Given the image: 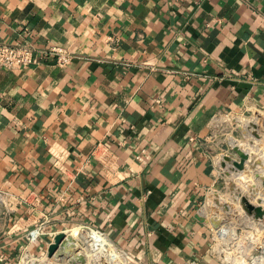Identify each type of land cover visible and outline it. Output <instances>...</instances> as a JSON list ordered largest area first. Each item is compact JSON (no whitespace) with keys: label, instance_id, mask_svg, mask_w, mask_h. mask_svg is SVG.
<instances>
[{"label":"crops","instance_id":"crops-1","mask_svg":"<svg viewBox=\"0 0 264 264\" xmlns=\"http://www.w3.org/2000/svg\"><path fill=\"white\" fill-rule=\"evenodd\" d=\"M0 41L73 54L0 65V264L91 229L139 264H220L210 135L264 111V0H0Z\"/></svg>","mask_w":264,"mask_h":264},{"label":"rangeland","instance_id":"rangeland-1","mask_svg":"<svg viewBox=\"0 0 264 264\" xmlns=\"http://www.w3.org/2000/svg\"><path fill=\"white\" fill-rule=\"evenodd\" d=\"M246 117L249 121H241ZM215 125L217 127L213 125L210 141L213 142L211 152L218 171V178L214 189L210 190L203 200L201 208L203 215H201V218L209 225V229L213 225L212 222L219 225L218 221H223V224L229 228L230 236L227 239L219 240L215 234L216 239H211L210 252L216 256L220 264H264L262 258H255L263 254L261 244L264 242V208L260 207L261 212H263L260 214H255L252 209L248 208L247 201H245V197L247 198V196L238 190L237 187V177L233 173L236 166L232 165L231 169H226L227 165L218 161L219 156L241 161L246 147L252 146L255 148L264 143V111L256 108L253 111L245 113H223L215 120ZM257 171L258 175L263 176L261 169H257ZM260 180L264 186L263 178H260ZM213 193L228 197L229 202L235 206L242 204V210L240 212L239 210L234 211V213L230 214L225 206L228 204H224V206H211L212 201L210 198L214 195ZM244 206H246L247 210L243 209ZM258 214H262L261 218L263 216V219H257ZM257 222H260V224H256ZM78 231H74L72 235L77 236ZM78 237H81L83 240L82 236ZM82 242L84 243V241ZM82 251L86 252L84 248H82ZM86 253L88 255L87 264H95L94 261L90 262V257L95 255V253L93 254V251ZM68 260L67 257H64L60 258V261L52 259L46 261L40 254L27 251L22 253L17 264H70ZM102 263L108 264L105 258H102ZM96 264L98 263L96 262ZM131 264L139 263L132 262Z\"/></svg>","mask_w":264,"mask_h":264},{"label":"built area","instance_id":"built-area-1","mask_svg":"<svg viewBox=\"0 0 264 264\" xmlns=\"http://www.w3.org/2000/svg\"><path fill=\"white\" fill-rule=\"evenodd\" d=\"M49 58H53L55 64L63 68L67 67L72 62L73 54L67 47L62 45H52L46 49H40L31 41H0V65L6 68L11 69L15 67H30L31 65H39ZM214 126H216L215 123ZM253 212H255V214L258 213L256 211ZM257 219L263 218L258 215ZM218 223L219 225L212 222L213 225L210 226L211 239H216V236L219 240L229 238V228L223 224V221H218ZM258 223L260 224V222H257L256 224ZM42 232L43 229L41 226L35 227L30 231L31 239L37 238V236H39ZM84 244L87 246L84 248L86 252L89 250L92 252L93 248L91 245H95L97 250H94V252L103 253L104 257L102 258H105L108 264H131L132 262H136L130 257L126 250L110 245L103 233L97 229L89 230V233H87V236L84 239ZM261 248H263V254L256 256L255 258H262V260H264V242L261 244ZM91 261H94L96 264L94 255L90 257V262ZM185 264H197V262L189 261Z\"/></svg>","mask_w":264,"mask_h":264},{"label":"bare ground","instance_id":"bare-ground-1","mask_svg":"<svg viewBox=\"0 0 264 264\" xmlns=\"http://www.w3.org/2000/svg\"><path fill=\"white\" fill-rule=\"evenodd\" d=\"M241 120V118H240ZM241 121L247 122L249 121L247 117L245 119H242ZM241 143V142H239ZM255 144V143H254ZM256 145V144H255ZM243 155L246 156V162H244V166L242 168H239L236 166V169L233 170L234 174L237 177V184H238V190L243 192L247 196L245 197V201H247V205L252 209V211L258 212L257 208H264V186L263 183L261 182L260 178H263L264 181V143L257 147H252L248 146L245 148ZM218 161L223 162L225 165H227L225 168L226 169H231L233 162L235 161L234 159L226 158L224 156H219ZM254 165V166H253ZM257 169H261L263 171V176L258 175ZM260 171V170H259ZM235 179V178H234ZM216 193V192H215ZM214 194V193H213ZM218 194V193H217ZM214 194L211 196L210 200L212 201L211 206H224L225 205L227 211L231 214L234 213V211L239 212L242 210V204L235 206L229 200L220 195V194ZM241 199V198H240ZM237 203V202H235ZM238 204V203H237ZM253 205V207L251 206ZM246 209V206L243 207V209ZM238 212V213H239ZM263 213V212H258ZM262 215V214H261ZM260 215V216H261ZM230 216V215H229ZM263 218V216H262ZM242 221V220H241ZM74 236V235H73ZM76 237V236H74ZM78 249H82V246L78 245ZM82 264V263H78ZM87 264V263H86Z\"/></svg>","mask_w":264,"mask_h":264},{"label":"water","instance_id":"water-1","mask_svg":"<svg viewBox=\"0 0 264 264\" xmlns=\"http://www.w3.org/2000/svg\"><path fill=\"white\" fill-rule=\"evenodd\" d=\"M245 159L246 156L242 155L241 161H234V165L241 168ZM251 206L253 207V205ZM248 208L250 209L249 206ZM257 210L258 212H261V208H257ZM78 245L82 246V248L87 247L79 238H76L72 234H68L65 231H61L55 235L54 241L49 245L47 256L49 259L54 261H60V258L67 257L70 264H86L88 262V257L86 253L82 251V249H78ZM91 247L94 250H97L95 245H91ZM102 257H104L103 253L96 252L94 255V258L98 264H103Z\"/></svg>","mask_w":264,"mask_h":264}]
</instances>
